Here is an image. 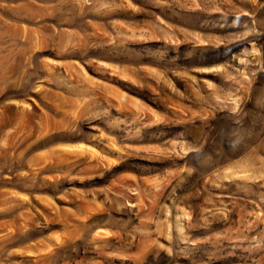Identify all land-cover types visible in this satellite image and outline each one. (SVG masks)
<instances>
[{
	"label": "rangeland",
	"instance_id": "374dc122",
	"mask_svg": "<svg viewBox=\"0 0 264 264\" xmlns=\"http://www.w3.org/2000/svg\"><path fill=\"white\" fill-rule=\"evenodd\" d=\"M0 264H264V0H0Z\"/></svg>",
	"mask_w": 264,
	"mask_h": 264
}]
</instances>
